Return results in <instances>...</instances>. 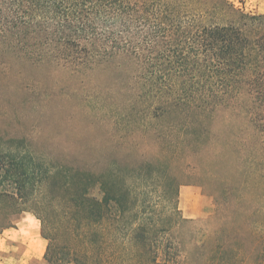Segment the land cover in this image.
Segmentation results:
<instances>
[{
	"label": "trees",
	"instance_id": "16d2710c",
	"mask_svg": "<svg viewBox=\"0 0 264 264\" xmlns=\"http://www.w3.org/2000/svg\"><path fill=\"white\" fill-rule=\"evenodd\" d=\"M8 54L103 73L117 86L95 95L105 113L119 130L148 126L152 156L79 170L0 135V230L34 215L48 264H264V13L229 0H0V66ZM219 117L229 132L213 140ZM182 178L213 198L205 220L182 214Z\"/></svg>",
	"mask_w": 264,
	"mask_h": 264
},
{
	"label": "rangeland",
	"instance_id": "374dc122",
	"mask_svg": "<svg viewBox=\"0 0 264 264\" xmlns=\"http://www.w3.org/2000/svg\"><path fill=\"white\" fill-rule=\"evenodd\" d=\"M229 1L247 11L264 13V0ZM6 13L10 20L20 18L17 8ZM5 61L8 66L6 63L0 66V135L20 139V149L42 153L39 157L46 163L79 170L89 165L101 170L109 158L127 164L151 158L148 126L119 130L114 117L105 113L103 101L95 96L100 90L117 88L109 84L103 73L73 71L51 62L33 63L20 54H8ZM172 121L173 118H165L157 123L162 129ZM224 123L219 117L211 127L213 140L227 136L229 129ZM241 131L245 133L244 128ZM182 183L179 199L182 214L188 201L187 205L193 204L202 212L196 220L212 215L213 198L199 186L187 183L186 178H182ZM181 190H187L185 199ZM5 209L11 208L0 202V224ZM12 220L10 228L0 230V264H48L42 255L48 242L42 237L41 222L30 213ZM199 224L206 230L216 226L215 222ZM25 242L34 247L33 254H39L37 263L28 261Z\"/></svg>",
	"mask_w": 264,
	"mask_h": 264
},
{
	"label": "crops",
	"instance_id": "0c3cea01",
	"mask_svg": "<svg viewBox=\"0 0 264 264\" xmlns=\"http://www.w3.org/2000/svg\"><path fill=\"white\" fill-rule=\"evenodd\" d=\"M186 191L187 190H181V197H183V199H185V193H186ZM194 191H196V190H194ZM196 193H197V191H196ZM187 203H190V202L187 201L186 204H185L187 208H186V210L184 212V217L189 218V219H197V218H199V217L202 216L201 210H199L198 208H196L195 205H193V204H188L187 205ZM23 248L26 249L25 255L28 256V261L30 263H33V262L37 263L38 262L37 259L39 257V254L38 255L37 254H33L34 247L31 244H27L25 242V244L23 245ZM46 248L44 246L43 249H46ZM42 255H44V254H42Z\"/></svg>",
	"mask_w": 264,
	"mask_h": 264
}]
</instances>
